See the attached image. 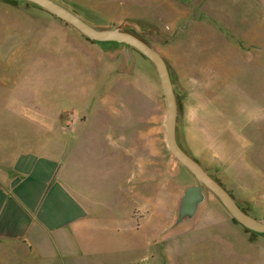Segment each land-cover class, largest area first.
Returning a JSON list of instances; mask_svg holds the SVG:
<instances>
[{
	"label": "rangeland",
	"instance_id": "obj_1",
	"mask_svg": "<svg viewBox=\"0 0 264 264\" xmlns=\"http://www.w3.org/2000/svg\"><path fill=\"white\" fill-rule=\"evenodd\" d=\"M52 1L99 31L134 34L163 57L176 99L179 146L245 213L264 223V13L257 0ZM7 18L61 21L55 29L70 34L66 47L81 44L89 52L88 66L98 71L90 81L97 89L95 96L112 99L105 111L143 116L145 122L138 124L147 131L142 139L146 146L138 145L136 158L138 167L146 165L147 176L151 167L153 202L148 218L154 227H168L169 255L163 264H264V233L239 223L169 151L167 104L157 69L147 57L122 42L90 40L23 0H0V29ZM6 38L0 30V99L18 76H32L34 66H39L29 56L31 42L13 44ZM38 59L47 64V58ZM34 90L41 96L49 93ZM32 92L25 90L26 114L44 108L28 104L34 100ZM80 109L96 113L100 107ZM190 188L200 189V196L193 210L181 216Z\"/></svg>",
	"mask_w": 264,
	"mask_h": 264
},
{
	"label": "crops",
	"instance_id": "obj_2",
	"mask_svg": "<svg viewBox=\"0 0 264 264\" xmlns=\"http://www.w3.org/2000/svg\"><path fill=\"white\" fill-rule=\"evenodd\" d=\"M257 2L264 13V0ZM4 21L6 41L31 42L39 66L0 99V264L167 262L168 227L148 218L151 167L147 176L137 165L143 116L105 111L112 99L95 96L90 81L98 71L81 44L66 47L70 34L55 29L61 21ZM26 89L34 97L28 104L44 107L37 113L26 114ZM92 105L100 109L81 113Z\"/></svg>",
	"mask_w": 264,
	"mask_h": 264
},
{
	"label": "water",
	"instance_id": "obj_3",
	"mask_svg": "<svg viewBox=\"0 0 264 264\" xmlns=\"http://www.w3.org/2000/svg\"><path fill=\"white\" fill-rule=\"evenodd\" d=\"M35 4L44 10L48 11L57 18L68 23L84 36L93 41L99 42H122L135 48L137 51L147 57L156 67L164 97L167 104V118H166V144L172 155L184 165L201 183L209 188L223 203L231 215L244 227L249 230L264 233V223H261L245 213L232 199L228 192L208 173L202 166L190 157L178 144L176 140V119H177V105L173 85L170 79L168 67L163 57L154 50L151 46L134 34L120 31L118 29L110 31H99L83 20L61 7L52 0H23ZM200 196V189L190 188L186 191L183 197V205L181 216L188 211L193 210V202Z\"/></svg>",
	"mask_w": 264,
	"mask_h": 264
}]
</instances>
